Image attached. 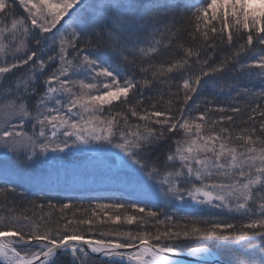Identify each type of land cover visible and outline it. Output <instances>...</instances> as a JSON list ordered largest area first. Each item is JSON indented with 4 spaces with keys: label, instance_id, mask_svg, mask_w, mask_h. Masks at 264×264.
Instances as JSON below:
<instances>
[{
    "label": "snow or ice",
    "instance_id": "6c2138e0",
    "mask_svg": "<svg viewBox=\"0 0 264 264\" xmlns=\"http://www.w3.org/2000/svg\"><path fill=\"white\" fill-rule=\"evenodd\" d=\"M0 264H264V0H0Z\"/></svg>",
    "mask_w": 264,
    "mask_h": 264
},
{
    "label": "rangeland",
    "instance_id": "374dc122",
    "mask_svg": "<svg viewBox=\"0 0 264 264\" xmlns=\"http://www.w3.org/2000/svg\"><path fill=\"white\" fill-rule=\"evenodd\" d=\"M87 163L86 159L81 156V154H74L72 156H66L65 160L63 161V168L61 169L60 175L61 177H63L64 175V169L68 170V174L69 175H73V173L82 168L85 164ZM97 164H99V160L96 161ZM76 184L74 185L75 187H83V186H90V187H94L97 189H104L105 187H107V182H100L97 181L95 184L92 183V180L90 179L86 185H82L79 182V177L76 176Z\"/></svg>",
    "mask_w": 264,
    "mask_h": 264
}]
</instances>
